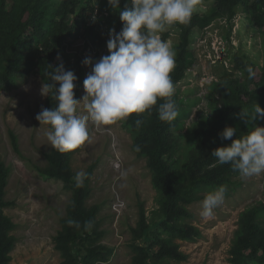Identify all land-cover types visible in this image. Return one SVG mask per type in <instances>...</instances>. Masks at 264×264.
Here are the masks:
<instances>
[{
    "label": "trees",
    "instance_id": "obj_1",
    "mask_svg": "<svg viewBox=\"0 0 264 264\" xmlns=\"http://www.w3.org/2000/svg\"><path fill=\"white\" fill-rule=\"evenodd\" d=\"M194 2L205 3V8L195 10ZM169 8L182 15L181 22L167 25L177 35L172 48L175 65L165 75L158 70L156 83L144 98H155L149 107L150 121L145 122L135 111L136 94L127 92V85L142 76L136 71L133 74L135 64L127 56L123 34L138 22L132 13L138 10L142 11V39L150 34L139 0H0V88L23 83L31 73L40 77L48 93L46 123L58 144L45 156L47 167L36 170L44 180L61 181L73 195L54 239L64 260L61 264L106 263L112 254L111 249L98 244L103 235L96 220L99 207L85 206L95 164L78 179L73 178L67 164V158L85 142L84 135L70 140L62 127L64 116L79 100L84 76L80 59L73 61L65 55L68 45L80 34L85 47L98 50L112 45L114 53L106 66L107 81L112 84L109 113L116 122L131 127L134 152L146 161L152 186L163 196L161 220L145 226L144 211L140 210L136 238L142 245L133 248L135 264L186 260L175 241L195 242L201 236L197 228L184 223L190 217L187 207L209 199L207 195H227L240 185L238 177L260 159V152L250 148L264 136V63L258 69L250 60L234 55L231 71L220 74L209 86V107L215 115L192 130L194 148L185 165L184 183L178 182L176 168L165 155L169 156L172 149V133L182 127L177 119L189 114L175 107L168 110L166 104L175 101V88L193 63L190 41L195 30L202 31L221 18L232 20L236 8H241L264 50V0H173ZM96 9L98 13L106 10L107 15H95ZM104 26L109 28L106 33ZM169 37V32L162 34L156 51L161 60ZM10 137L17 152L12 132ZM7 181L8 168L0 159V264L8 263L16 243L10 235L15 224L4 215V210L14 205L4 198ZM228 255V264H264V203L240 214Z\"/></svg>",
    "mask_w": 264,
    "mask_h": 264
},
{
    "label": "rangeland",
    "instance_id": "obj_2",
    "mask_svg": "<svg viewBox=\"0 0 264 264\" xmlns=\"http://www.w3.org/2000/svg\"><path fill=\"white\" fill-rule=\"evenodd\" d=\"M139 1L150 34L142 39L139 23L142 11H132L138 22L123 34L127 56L135 64L133 74L136 71L142 77L133 79L127 85V92L136 94L135 111L143 121L149 122V107L155 104V98H144L151 93L158 70L165 75L173 69L172 48L177 35L163 22L171 19L168 13L173 0ZM193 7L204 9L205 3L194 2ZM235 11L232 20L221 18L202 31H194L190 41L193 63L175 88V101L166 104L168 110L175 107L189 114L187 118L177 119L182 127L178 126L172 133V149L169 156L165 155L176 168L179 183L186 181L185 165L193 154L192 130L199 129L202 121L207 122L215 115L213 107H209V86L218 81L220 74L231 71L234 55L250 60L258 69L264 63L259 34L248 25L241 8ZM102 29L105 33L109 30L107 26ZM168 32L170 37L163 45L161 60L156 51L162 34ZM84 40L80 34L65 52L73 61L80 59L84 74L79 100L64 116L62 127L70 140L84 135L85 142L67 158V164L75 179L95 164L85 206L87 209L99 207L96 220L103 235L98 244L112 250L109 260L98 264H135L137 256L133 248L142 245L136 238L140 210L144 211L145 226L161 220L163 196L152 186L146 161L134 152L131 127L116 122L109 113L107 103L112 100V84L107 81L106 66L107 58L114 53L112 45L94 50L85 47ZM47 97L37 73H31L16 86L0 88V159L8 168L4 198L14 204L4 210V215L15 224L10 235L16 240L7 264H61L64 261L54 239L60 231L59 220L66 218L73 195L61 181L44 180L36 170L47 167L45 156L58 144L46 123ZM11 132L17 152L11 144ZM250 150L260 152L261 156L250 170L238 177L239 186L227 195L217 192L187 207L190 217L184 223L197 228L201 236L195 242L175 241L186 260L161 264H228V251L240 214L264 203V136ZM116 204L120 207L117 211ZM161 236L167 238L164 234Z\"/></svg>",
    "mask_w": 264,
    "mask_h": 264
},
{
    "label": "built area",
    "instance_id": "obj_3",
    "mask_svg": "<svg viewBox=\"0 0 264 264\" xmlns=\"http://www.w3.org/2000/svg\"><path fill=\"white\" fill-rule=\"evenodd\" d=\"M94 14L95 15H97V16H101V15H104V16H106L107 15V13H106V11H103L102 13H98V11H97V9L94 11ZM172 15L175 17L174 19L176 20V21H180V18H181V15H180V13L179 12H172ZM165 23H171V20H165ZM211 26V25H210ZM235 30V29H234ZM222 44V43H221ZM218 47H219V49L222 51L223 50V48H221V45H218ZM225 62V61H224ZM119 163L118 164H116V167L117 168H119ZM115 210L117 211V209L118 208H120L119 207V205L118 204H116L115 205Z\"/></svg>",
    "mask_w": 264,
    "mask_h": 264
},
{
    "label": "clouds",
    "instance_id": "obj_4",
    "mask_svg": "<svg viewBox=\"0 0 264 264\" xmlns=\"http://www.w3.org/2000/svg\"><path fill=\"white\" fill-rule=\"evenodd\" d=\"M172 12H179V10H173V9L170 10V9H169L168 16L171 17V19H169V20H171V23H165V20H166V19H164L163 22L166 24V26H167V25H170V24H172V23H174V22H181V19H182V15H181V13L179 12L180 15H181L180 21H176V20L174 19L175 17L172 15ZM106 13H107V12H106ZM234 32H235V31H234Z\"/></svg>",
    "mask_w": 264,
    "mask_h": 264
}]
</instances>
